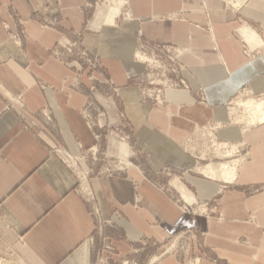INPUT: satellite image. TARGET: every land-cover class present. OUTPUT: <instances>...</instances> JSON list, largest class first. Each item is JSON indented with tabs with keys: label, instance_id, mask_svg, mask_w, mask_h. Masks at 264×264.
I'll use <instances>...</instances> for the list:
<instances>
[{
	"label": "crops",
	"instance_id": "obj_1",
	"mask_svg": "<svg viewBox=\"0 0 264 264\" xmlns=\"http://www.w3.org/2000/svg\"><path fill=\"white\" fill-rule=\"evenodd\" d=\"M127 3L130 19L113 25L106 15L99 29L96 13V32L84 37L119 89L117 98L99 91L93 98L77 90V67L59 59L60 44L83 28L85 1L0 0V255L17 264H135L142 241L164 244L195 229L191 254L200 264H264V126L221 130L227 140L251 147V159L235 183L228 182L234 186L188 173L171 180L198 202L217 197L222 219L185 214L147 178L154 177L148 168L192 169L182 146L196 127L226 121V106L242 88L264 93V56L248 59L236 34L247 26L264 38V0L248 2L241 18L221 0ZM138 33L186 51L191 91L167 88L149 100L130 84L147 71L134 58ZM82 80L90 90L88 71ZM201 90L206 104L197 101ZM120 112L141 152L142 161L130 165L109 141L110 122L120 126ZM111 155L118 159L113 166ZM147 259L183 264L176 254L158 257L155 249Z\"/></svg>",
	"mask_w": 264,
	"mask_h": 264
},
{
	"label": "rangeland",
	"instance_id": "obj_2",
	"mask_svg": "<svg viewBox=\"0 0 264 264\" xmlns=\"http://www.w3.org/2000/svg\"><path fill=\"white\" fill-rule=\"evenodd\" d=\"M84 1H85L84 4L85 6L83 7V11L86 15V21L83 24V28L82 30L73 34L72 41H67V43L60 44L59 48H61V53L59 59L66 66L77 67L78 91H82L84 93L88 92L89 96L93 98L97 96L96 93L98 91L100 94L99 96H104L107 98H117L119 97V89L110 81V79L107 78V71L101 58L98 57L97 55L90 54L86 50L84 46V37L88 33L96 32V28H92L91 26V23L96 13L100 12L102 18V23L99 27L100 29L103 25H105L104 21L106 20L105 18L106 15L107 17L109 16V18L107 19L109 21L113 20L114 17L118 16L117 15L118 13L115 9L112 12L110 10L111 7L113 8L118 7L119 4L118 2L117 3L114 2V0H84ZM221 1L225 5V8L227 10L236 12L238 18H241L240 15L241 10L251 0H244V1L242 0L241 6L237 4L238 2L236 0H221ZM126 11L127 12L129 11L128 7L123 8L122 14L117 19H122V20L129 19ZM176 18L178 20L183 19V14L178 13ZM47 23L49 24V22ZM236 34L239 38L241 37L239 32H237ZM258 34L261 36L259 32ZM262 39L264 40V38ZM241 40L243 43L244 53L248 59L250 60L255 58L257 59L260 56H264V46H260V47L256 46L257 48L252 49L251 46L245 40H243L242 37ZM135 48H136L135 51L136 53L134 56L135 60L137 62L143 63V65L147 67V71L142 76L132 79L130 81V84L132 86L140 88L144 93V96H147V98L149 97V100L156 99L157 95L158 96L163 95V93L167 88H176V89L191 91L190 84L185 78L186 71L190 69L183 56V54H185L186 52L185 50L175 45L155 44L149 41L148 39H146L145 37H143L140 33H138L136 37ZM139 55L142 56L145 60L139 59ZM85 71H88V77L93 82V86L88 91H85L82 80V76ZM98 78L101 79L100 82H96L97 81L96 79ZM102 87H104V90H102L103 89ZM248 90L252 91V95L246 94V91ZM252 96L256 100H258L260 98H263L264 93L256 94L253 90H251L250 87H244L227 104L226 108L228 112V119L226 121L224 122L212 121L211 123H208L203 127L201 126L196 127L195 129V133L197 131L196 135H193L192 138L189 137V139L186 141L187 143L185 142L182 146L184 153L189 155L195 162V165L192 169L188 171H183L178 169L165 168L162 171H158V172L152 171L149 168L147 169L148 173L154 176L151 179L149 177L147 178L153 181V183L159 189H161L164 193H166L168 197L176 205H178L183 211H185L184 212L185 214H189L194 217L203 216L207 219H212V218L222 219L218 211L217 197L206 202L197 201V204L190 206L187 204V202H185L184 200L185 198L183 199V196L181 195L179 190L171 184V180L175 177L177 178V176H183L186 173L198 177H202L206 180H210L206 175L201 174L198 171H195L194 168H196L197 166L203 167L204 165L209 164L211 161L223 162L233 159H239L241 156H245L246 162L251 159V147L249 144H247V142L240 140L237 141V143H233L230 140H227V138H225L226 136H228V133H222L223 131L221 132V130L223 129L226 130L229 127H238L239 130L245 128L244 123H245V119H247V115L244 112L245 110L244 109L242 110V107L236 109V105L239 103L238 102L239 99L248 100L249 98H252ZM196 98L199 103L202 104L207 103V98L202 90L198 91V93L196 94ZM233 108L235 111L232 110L233 114L231 116V109ZM119 117L121 120L120 126L114 127L115 125L114 122L112 121L110 122L109 131H108V134L110 135L109 136L110 144L113 145L114 148L118 147V154L121 158V161H123L124 163L132 164L133 161L135 160L136 161L138 160V162L142 161V159L140 158L141 152L139 146L133 141L131 124L127 121V118L122 112L119 113ZM212 125H214V127ZM203 128H206V130L205 129L203 130ZM208 131L210 132L209 136H207ZM118 143L120 144L118 145ZM220 143L221 144L224 143L229 146L236 144L238 145L240 144V146L241 145L244 146L240 147L237 150V152L235 151L234 156L233 155L230 156L229 154L228 155L226 154L219 158L218 156L214 158L213 153L215 151H219V152L221 151L222 154L224 152L229 151L228 147L226 146L225 149L220 148L219 147ZM185 146H188L190 149L193 148L195 153H197V155H194V153L192 154V152L189 151L187 152ZM201 152L210 155H208V157L203 156L201 159L197 157L199 154H202ZM117 162H118L117 157L111 155L110 164L113 166V164H116ZM110 172L112 173V170ZM160 175H162L165 179L168 180L157 179V177ZM221 183L223 184L224 182ZM228 184L231 183L223 184V186L224 187L234 186ZM249 220L253 221L254 219L250 218ZM195 237H197L195 229H185L169 237L164 244L156 241L144 240L141 243L143 245L141 246V259L135 264H149V259L147 258L150 256V252L152 251V249L157 250L158 257L165 254H176L179 256L183 264H200L201 263L200 257L193 256L191 254L192 245L193 242L195 241L194 239ZM198 245L200 249L201 247H203L201 243H199ZM164 246L167 247L164 249L161 248ZM154 253L155 251H153L152 254ZM202 254L206 256V252H203ZM127 264H134V262L132 263L127 262Z\"/></svg>",
	"mask_w": 264,
	"mask_h": 264
},
{
	"label": "bare ground",
	"instance_id": "obj_3",
	"mask_svg": "<svg viewBox=\"0 0 264 264\" xmlns=\"http://www.w3.org/2000/svg\"><path fill=\"white\" fill-rule=\"evenodd\" d=\"M236 1L238 2L237 4H239V6H241L242 0L241 1L240 0H236ZM114 2H116V3L118 2L119 5L116 8L111 7V10H110L111 12L114 11V9H115L117 11V13H118L117 14L118 16L114 17V23H112V24L116 23V19L122 14L123 8L124 7H126V8L128 7L127 0H114ZM237 4H236V6H237ZM236 8H238V7H236ZM127 16L129 17V19L131 18V15H130L129 11L127 12ZM239 32H240L239 34L243 38V40H245L251 46L252 49L260 47V46H264V44H263L264 40H262L260 38V36L253 29H251V28H249L247 26H244L243 28H241L239 30ZM139 59H144V58L139 55ZM246 94L251 95L249 91H246ZM242 95H243V93H242ZM239 100H238L239 103L236 105V109L242 107V110L244 109L245 110L244 112L247 115V119H245V123H244L245 124V126H244L245 128L243 129V132L245 133L246 131L250 130L251 128L264 126V96H263V98H260L258 100L253 98V96H252V98H249L248 100H240V101ZM232 110H234V108L231 109V116L233 114ZM212 126L214 127V125H212ZM212 126H211V128H212ZM204 129L206 130V128H203V130ZM213 129H215V128H213ZM198 131H199V129H198ZM196 133H197V131H196ZM196 133H195V135H196ZM207 134H208L207 136H209L210 132L208 131ZM190 138H192V137H190ZM225 146L228 147L229 151H227V150H226L227 152L223 151L224 152L223 154L221 153V151L220 152L219 151H215L213 153V157L215 158L216 156H218V158H219V157H221L223 155H226V154L227 155L229 154L230 156H232V155L234 156L235 151L237 152V150L240 147H243L244 145L240 146V144L239 145L236 144V145L229 146L227 144H224V143L221 144L220 143L219 147L222 148V149H225ZM185 149L187 150V152L189 151V152H192V154L194 153V155H197V153H195L193 148L190 149L188 146H185ZM201 153L202 154H199L197 156V157H199L201 159H202L203 156L204 157H208V155H210V154H205L204 152H201ZM230 156H228V157H230ZM211 157H212V155H211ZM224 158H225V156H224ZM244 163H246L245 156H241L239 159H233V160H228V161H223V162L211 161L209 164H206L203 167L197 166L195 168V171H198L201 174L206 175L210 180H213V181H221V182H227V183L228 182H232V183H234L235 180L238 177L239 168ZM127 165H130V164H127ZM173 186L184 194L185 202H187L188 205L193 206L194 204H197V199H196L195 195L193 193H191L190 191H188L182 184H179L177 181H174L173 182Z\"/></svg>",
	"mask_w": 264,
	"mask_h": 264
},
{
	"label": "built area",
	"instance_id": "obj_4",
	"mask_svg": "<svg viewBox=\"0 0 264 264\" xmlns=\"http://www.w3.org/2000/svg\"><path fill=\"white\" fill-rule=\"evenodd\" d=\"M16 39H18V37H15V40ZM95 212H96L97 216L99 217L100 222H102L103 220H102L100 211L98 210ZM0 264H17V263L13 259H10V258H7V257L0 255Z\"/></svg>",
	"mask_w": 264,
	"mask_h": 264
}]
</instances>
